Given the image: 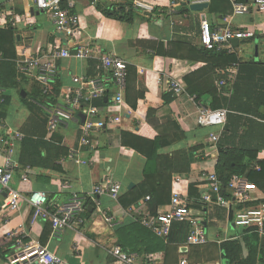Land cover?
Returning <instances> with one entry per match:
<instances>
[{"label": "crops", "instance_id": "crops-1", "mask_svg": "<svg viewBox=\"0 0 264 264\" xmlns=\"http://www.w3.org/2000/svg\"><path fill=\"white\" fill-rule=\"evenodd\" d=\"M152 1L158 8L153 16L145 17L136 12L133 23H126L106 18L98 7L100 4L125 5L128 0L117 2L76 0V12L81 16L83 29L81 41H89L96 48L115 54L128 65L135 66L148 92L145 100L139 102L137 110H133L126 100L122 107L115 106L114 87L109 95L104 97V105L101 103L102 99L94 101V106L98 109L96 120L106 125L101 131L96 130L92 133L94 142L92 147L80 146L83 137L82 123L51 132L48 116L44 111L25 107L16 92H13L12 102L14 96L18 100L16 117H13V113L9 117L10 114L7 113L5 118H0V123L18 132L24 139L48 142L59 147V158L54 165L60 168L55 170L51 167L23 166L20 162L22 156L28 162L41 164L45 161L46 153L42 151L41 158L32 147L23 148L24 139L15 141L16 158L20 163V169L12 180L13 189L22 191L26 196L34 191L47 193L48 207L51 210H57L69 203L74 193L82 197L90 195L98 184L108 179L122 185L120 198L128 195L143 183L146 159L122 144V133L141 132L146 126L147 112L150 108L156 109L160 118L174 115L186 134L187 140L163 150L161 154L172 157L174 153L190 151V172L180 176L183 180L181 190L187 196L191 185L197 187L201 196L203 195L206 189L203 175L215 172L220 146L223 149L258 151V162L264 161V14L253 6V0H243L244 4L250 5L249 13L245 15L235 14V5L241 4L242 1L238 3V0H209V8L203 12L180 13L166 17L165 12H169V0ZM203 1L205 0H184L179 10L187 11L185 4ZM0 9L16 19L15 26L21 32L22 38L19 39L23 45L17 48L18 55L35 56L48 47L57 50L71 48L73 41L56 32L49 15L38 11L33 0H0ZM202 17H206L212 27L230 26L236 30H250L255 34L251 39L231 43L233 48L231 53L238 56L240 63L236 68L238 75L232 90L225 89L226 92L221 97L222 107L228 109L229 114L226 128L217 144L212 142L210 134L219 132V129L203 128L197 124L199 105L213 109L210 98L197 103L192 100V96L186 94L175 97L169 105L163 101L167 93V83L171 79L184 81L187 76L196 73L201 75L206 65L203 62L164 58L150 47L152 42L163 43L168 47L176 38H188L194 46H200ZM259 27H262L261 33L257 31ZM94 61L100 62L96 59L93 61L65 59L59 62L62 95H66L67 88L72 86L74 77L97 75L98 70L93 68ZM226 70L217 72L216 83L228 78ZM21 76L23 75L18 72V83L22 84ZM25 77L27 80L25 88L30 92L36 80L27 75ZM0 91L7 95L6 90ZM116 118H121V121L115 122ZM1 134L3 130L0 127ZM62 150L67 151V157L61 156ZM72 151H76L74 159L69 158ZM48 165L52 163L48 161ZM256 166L257 162L253 163L252 167ZM25 175L29 178V183L22 182ZM130 185L133 187L129 188ZM139 195L138 192L136 196ZM252 196L254 203H261L258 206L264 204V192L259 188L252 192ZM5 199L6 196L1 194L0 187V206L5 205ZM101 200L102 209L113 218L115 221L113 224L90 205L88 208L92 215H88V212L85 215L87 219L85 226L65 232L60 239L51 237L50 223L41 220L33 223L32 207L27 202H22L20 210L0 216V264H8L9 260L20 252V246L36 243L61 257L64 264H119L110 254L115 246H119L116 228L134 223V217L148 209V201L143 199L137 207L124 210L119 200L115 201L110 197H103ZM200 203V206H195L192 210L204 228L209 240L207 245L184 249L185 253L182 252L185 243L178 247H168L167 252L152 255L129 253L138 256L137 264H179L183 258L191 263L220 264V260L223 259L221 254L217 253L216 261L212 262L210 257L203 253L207 249H214L222 242L241 236L243 229L240 228L241 232H238L239 228L235 227L234 219L231 220V215L234 218L238 208L228 212L216 205ZM23 231L27 236L22 239V245H17L16 239L9 235L21 234ZM225 264H229L228 261Z\"/></svg>", "mask_w": 264, "mask_h": 264}, {"label": "built area", "instance_id": "built-area-1", "mask_svg": "<svg viewBox=\"0 0 264 264\" xmlns=\"http://www.w3.org/2000/svg\"><path fill=\"white\" fill-rule=\"evenodd\" d=\"M133 9L145 17L153 16L157 11V4L152 0H130ZM117 2V0H112ZM36 9L49 15L55 30L58 34L64 35L68 40L73 41L71 48L57 50L48 47L46 50L35 56H23L17 62L20 75H27L34 78L44 87L53 84L59 74V62L65 59L99 60L105 75L102 78L91 79L89 77H74L72 86L67 88L66 95H60L56 105L49 107L33 101L48 116V126L51 132L59 128L68 129L72 124L80 125L82 122L78 114L86 117L82 124L83 137L81 147H92V133L101 131L106 125L96 120L98 109L94 106V101L106 97L110 86L115 89L113 103L115 106L125 105L126 81L128 77V64L115 54L106 53L89 41H81L82 23L81 16L76 12V0H33ZM184 0H169V15L180 14V7ZM209 3V0L203 1ZM253 6L264 14V0H253ZM94 5V3H93ZM250 5L236 4L235 14H248ZM16 25V19L4 10L0 9V30H5ZM255 36L250 30H236L233 27H212L206 17L201 20L200 44L208 50L233 51L231 43L233 40L251 39ZM25 54V53H24ZM3 53L0 50V60ZM238 64L227 69V79H222L216 83L219 90L231 89L237 79ZM232 90V89H231ZM167 92L175 97L186 95V84L182 79H171L167 83ZM196 101V97H192ZM5 103V92L0 91V105ZM228 109H209L199 105L197 124L203 128H218L219 132L211 133L210 138L217 144L222 132L226 128ZM115 122H120L121 118H116ZM3 134L0 135V187L1 194L6 196L5 205L0 206V216L10 212L20 210L21 203L27 202L33 209L32 221L36 223L41 220L51 225L54 239H60L67 231H75L85 226L88 203L93 205L100 214H104L110 224L115 221L108 217L102 209V198L110 197L118 201L122 185L111 179L104 180L98 184L94 191L88 196H80L77 193L72 195L69 203L55 210L48 207V195L45 192L34 191L29 195H24L22 191L11 187L15 173L20 169V163L16 158V142L23 140V136L13 129L7 128L0 123ZM76 151L69 155L70 159L75 158ZM206 189L201 196L202 203L216 205L221 209L231 212L233 208H238L234 217V225L238 228L255 229L264 238V204L257 207H250L254 203L253 191L258 188L249 183L245 178L235 176L229 182L226 190L230 193L229 199L222 194V183L215 172L203 175ZM29 178L25 175L23 183H29ZM182 178L176 176L173 182V193L170 204L160 209L157 215L151 214L148 209L138 213L134 217L135 222L152 232L155 236L164 239L166 242L171 234L174 223H188L190 226L187 242L182 248V252L194 246H205L209 243L204 228L198 218L193 214L192 202L189 200L182 188ZM215 196V200L213 199ZM150 200L149 197L146 198ZM16 239L17 245H22V239L27 236L23 231L21 234L10 233ZM186 249V250H184ZM110 254L116 258L119 264H137L138 256L124 253L120 246H115ZM64 264V260L51 252L47 247L36 243L34 245L20 246V252L9 260L8 264ZM179 264H200L191 263L183 258Z\"/></svg>", "mask_w": 264, "mask_h": 264}, {"label": "trees", "instance_id": "trees-1", "mask_svg": "<svg viewBox=\"0 0 264 264\" xmlns=\"http://www.w3.org/2000/svg\"><path fill=\"white\" fill-rule=\"evenodd\" d=\"M241 1L242 4L245 3L243 0H238L237 2L241 3ZM211 4L212 1L210 6H212ZM98 9L106 18L126 23H133L137 14L130 0L125 5L100 4ZM180 13L185 14L189 13V11L183 9L182 11L180 10ZM165 15L169 17V12L166 11ZM261 29L262 27H259L257 31L261 33ZM19 37H21V32L18 31L16 26L0 30V50L3 53V58L0 60V89H4L7 92L5 103L1 106L0 111V118L2 119L7 115L13 99V92H16L22 105L37 109L39 107L33 101L52 107L57 104L62 92V82L59 74L55 82L47 87V93H44V87L37 81L33 82L32 89L28 92L25 88V84H27L25 75L21 76L23 83H18L17 62L23 59L17 53V48L23 46ZM150 47L156 51L157 55L164 58L203 62L206 68L201 75L196 73L184 79L186 92L188 95L196 97L197 103L210 98L214 110L223 108L221 97L226 91L219 90L215 77L218 71H225L240 63L236 54L227 50H208L201 45L194 46L188 38H176L168 47H165L163 43L152 42ZM94 62L93 68L98 70V72L97 75L90 74L89 78H102L105 73L101 68V63ZM126 85V103L133 110H137L139 102L145 100L148 90L144 80L139 77L137 68L133 65H128ZM112 88L110 86L107 95H109ZM236 89L237 85L235 91ZM22 91L26 92V98H23ZM174 100L175 96L169 92L163 98L166 105L171 104ZM101 103L104 105V98H102ZM185 140H187L186 134L175 116L168 115L160 118L158 117V111L153 108L148 110L146 126L141 132L138 134L122 133V144L146 159L143 183L135 190L130 191L128 195L119 199V203L124 210L137 207L140 201L146 200L147 197L150 198L147 202V208L153 215H157L160 209L170 204L174 177L190 172V151L174 153L172 157L161 154V152ZM22 146L23 148L25 146L32 147L41 158H43L42 151L46 153L45 161L41 164L28 162L22 156L20 162L23 166L32 168L51 167L55 170H60L59 167L54 165L59 158V147L56 145L26 138L23 140ZM218 150L219 161L215 173L222 183V194L225 198L229 199L231 197L226 188L235 176L244 177L249 183L254 184L264 192V161L258 162V151L237 148L223 149L221 146ZM67 154L66 150L61 151V156L67 157ZM48 161L52 165H48ZM255 162H257V166L254 168L252 165ZM138 192L140 195L136 196ZM188 193V198L192 202L191 208L200 206L202 201L198 188L191 185ZM213 199L215 200V196H213ZM259 204L261 203H252L249 206L257 207ZM89 206L90 203H88ZM51 211L54 212L55 210ZM87 212L88 215H92L89 208H87ZM108 217L111 216L108 214ZM232 219H234L233 215H231ZM242 229L241 236L222 242L214 249H207L203 254H207L212 262L216 261L217 253H219L229 264H264V238L260 237L255 229ZM189 231L190 226L188 223H174L166 242L139 223L134 222L118 226L116 228V236L119 246L126 253L152 255L163 251L167 252L168 247L183 245L187 242Z\"/></svg>", "mask_w": 264, "mask_h": 264}, {"label": "water", "instance_id": "water-1", "mask_svg": "<svg viewBox=\"0 0 264 264\" xmlns=\"http://www.w3.org/2000/svg\"><path fill=\"white\" fill-rule=\"evenodd\" d=\"M186 7L187 11H191L193 13H199V12H203L204 10L209 8V4L208 3H196V4H185L184 5ZM239 40H233L232 43H238ZM22 96L23 98H26L27 94L25 91H22ZM105 100H108L107 98H105ZM78 117L80 118V120L82 121V124H84L86 117L83 114H78ZM133 185H130L129 188H132ZM36 264V263H33Z\"/></svg>", "mask_w": 264, "mask_h": 264}, {"label": "rangeland", "instance_id": "rangeland-1", "mask_svg": "<svg viewBox=\"0 0 264 264\" xmlns=\"http://www.w3.org/2000/svg\"><path fill=\"white\" fill-rule=\"evenodd\" d=\"M189 12H191V11H189ZM17 102H18V100L14 96V100L12 102V105L9 106L8 111H7V113L10 114L9 117L12 116V113H13V117H16L15 110H16ZM238 232H241V229L240 228L238 229ZM224 262L226 263V260H224V259H221L220 260V264H225Z\"/></svg>", "mask_w": 264, "mask_h": 264}]
</instances>
